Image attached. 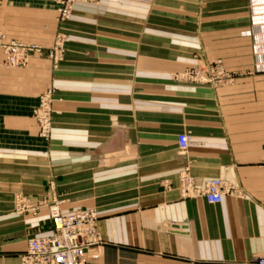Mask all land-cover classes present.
<instances>
[{"label": "crops", "instance_id": "obj_1", "mask_svg": "<svg viewBox=\"0 0 264 264\" xmlns=\"http://www.w3.org/2000/svg\"><path fill=\"white\" fill-rule=\"evenodd\" d=\"M251 0H1L9 39L52 45L26 66L0 57V264H21L28 241L55 232L47 205L17 213L19 193L61 201L64 215L97 212L102 244L86 264H253L264 256V72L254 71ZM262 29L255 27V33ZM221 61L234 80L185 81ZM55 91L49 138L34 110ZM190 135L179 153L178 135ZM199 186L227 180L244 195L184 198L179 173Z\"/></svg>", "mask_w": 264, "mask_h": 264}, {"label": "built area", "instance_id": "obj_2", "mask_svg": "<svg viewBox=\"0 0 264 264\" xmlns=\"http://www.w3.org/2000/svg\"><path fill=\"white\" fill-rule=\"evenodd\" d=\"M78 1L96 0H59L58 20H66L72 16L73 8ZM252 3V34L254 71L264 72V0H251ZM1 3V0H0ZM262 29L255 33V27ZM65 35L59 32L50 47L32 42L9 39L0 31V57L6 68L26 66L31 55L48 56L57 65L63 58ZM179 79L189 82L220 86L234 80V71L227 70L221 61L191 67L179 73ZM55 91L46 89L39 96L38 105L34 110L38 133L47 139L53 128V101ZM190 145V135L182 132L178 135L179 153H185ZM179 191L184 198L204 197L209 203H220L225 194L243 195V190L221 178H212L199 186L188 167L179 173ZM47 205L55 232L49 236H36L28 241L27 249L21 254V264H86V251L102 244L96 226L97 212L89 208L74 214L64 215L61 201H32L19 193L15 196L14 206L17 213L31 212L37 214L40 206ZM253 264H264V256L258 257Z\"/></svg>", "mask_w": 264, "mask_h": 264}, {"label": "rangeland", "instance_id": "obj_3", "mask_svg": "<svg viewBox=\"0 0 264 264\" xmlns=\"http://www.w3.org/2000/svg\"><path fill=\"white\" fill-rule=\"evenodd\" d=\"M64 34V33H63ZM65 35V34H64ZM65 38H66V36H65ZM55 40V39H54ZM64 41H65V39H64ZM54 42V41H53ZM53 44V43H52ZM50 47V46H49ZM63 56H64V51H63ZM62 60H63V58H62ZM61 60V61H62ZM60 61V62H61ZM215 62V61H214ZM211 63H213V62H211ZM207 64H209V63H207ZM223 64V63H222ZM224 65V64H223ZM200 66H202V65H200ZM196 67H199V66H196ZM224 67H225V65H224ZM191 68V67H190ZM226 68V67H225ZM227 69V68H226ZM228 70V69H227ZM230 71V70H229ZM244 192V191H243ZM244 195V194H243ZM239 196H242V195H239Z\"/></svg>", "mask_w": 264, "mask_h": 264}]
</instances>
